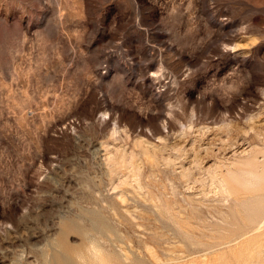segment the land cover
<instances>
[{"label": "rangeland", "instance_id": "rangeland-1", "mask_svg": "<svg viewBox=\"0 0 264 264\" xmlns=\"http://www.w3.org/2000/svg\"><path fill=\"white\" fill-rule=\"evenodd\" d=\"M263 177L264 0H0V264H264Z\"/></svg>", "mask_w": 264, "mask_h": 264}, {"label": "bare ground", "instance_id": "bare-ground-1", "mask_svg": "<svg viewBox=\"0 0 264 264\" xmlns=\"http://www.w3.org/2000/svg\"><path fill=\"white\" fill-rule=\"evenodd\" d=\"M264 178V177H263ZM263 219V218H262ZM257 221V220H256ZM259 222V221H258ZM262 223V222H261ZM258 225H260L259 223H258ZM254 226V230L255 231H257V230H259V229H261L260 227H261V225L260 226ZM107 262H109V261H107ZM106 264H108V263H106Z\"/></svg>", "mask_w": 264, "mask_h": 264}]
</instances>
